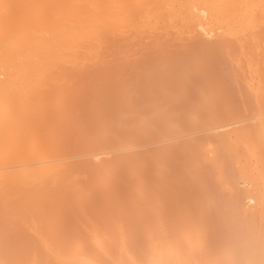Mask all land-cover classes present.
I'll use <instances>...</instances> for the list:
<instances>
[{"label":"bare ground","instance_id":"bare-ground-1","mask_svg":"<svg viewBox=\"0 0 264 264\" xmlns=\"http://www.w3.org/2000/svg\"><path fill=\"white\" fill-rule=\"evenodd\" d=\"M187 41H192V42L194 41L196 45L194 43L193 45L197 47L196 54L194 53L195 51H191L192 55L190 56L187 55L185 58H180L177 57L176 55L175 57H172L173 55L171 56L170 53L169 56L170 60L167 62L168 64H166L164 68L165 73L166 72L167 73L164 76H160L159 78L157 77L158 78L157 81L154 80L155 82H153L154 83L153 85L159 86L157 88H160L161 93L162 92L164 94L166 93L165 95L163 94V97L161 96L162 101H164L163 99H165V102H162L159 99V102L155 106H154L155 103H151L152 106L154 107L153 108L149 104V102H152L150 101L151 99L149 98L151 97L149 95L151 91L150 92L147 91V93L144 94L149 99L146 98L145 96L142 97V95L139 94V92L137 91L140 89L138 88V86L140 85L137 84L143 81V79L144 81H146L145 78L149 75V73L150 72L152 73V71L154 72L158 67L161 66V63L162 64L166 63V61L165 63H163L166 56L169 54L167 53L166 50H168V48H170L171 45L179 42L181 43L182 46ZM131 46H135L132 47L133 52L130 48ZM195 46H194V50H195ZM155 47L157 48L160 47L161 49L159 50L161 51L156 50ZM153 48H155V50H153ZM128 50L130 54L131 52L132 54L133 53L135 54L136 51L137 55L135 54V57L134 55H132V58H138L139 57L138 54H141L142 57L141 55L140 57L142 59L139 58L140 60L137 59V61L135 60V62H131L132 64L130 65V63H128V59L131 58L130 57L131 55L130 54H129L130 56L128 55L129 53ZM188 53L189 52H187V54ZM109 60L110 61L112 60L110 65H108ZM106 61L108 62V64L105 66V64L103 65L102 62L104 63ZM124 70L126 71L125 73H127L128 71L127 74L129 75L127 74H123V75L125 76L127 75L129 77L127 78L122 77V79H120L121 77L119 78V76ZM172 74H174L176 77L174 75L171 76ZM198 74L199 75L201 74L199 79L201 83L206 82L205 80H204L205 82L202 80L205 79V76H209V78H212L210 76L214 77V75L216 74L217 75L216 80L219 79V81L220 80L222 81V79H224L225 77L229 78L231 76L229 78V81L232 80L231 82L232 84H234L233 86L234 87L236 86L235 89L234 87L232 88V86L230 85L231 83L228 84L227 81L224 82V85L227 83L226 86L230 85L234 91L238 90L240 97L242 96L240 99L243 98L242 99L243 101L241 100L243 102L242 103L243 105L241 106L239 105V99L237 98V96L230 94L231 96H234L233 97L234 101L238 100V103L236 102V104L239 105V108H237L236 110H234L235 109L234 107L233 109H229V111H231L229 114L227 110L230 104L225 112L224 109L225 107L224 106L222 107L221 104L217 105V103L219 104V102L216 103L215 101L217 108L220 106L219 108L222 107V110H224L223 112L225 113L223 115V112L220 111V113H222L220 114L219 111L217 112L216 110L217 108L216 109L214 108L216 107L214 106L215 104L213 105L212 108L211 105L210 107H208L210 111H208V109H206L207 107L205 108L204 106L208 101L210 102L212 98L215 99L218 96L221 99L220 98L217 99H220L221 102L223 101V103H225L224 101L225 96L223 95L220 96L222 90L221 92L218 89H217L218 92L216 90L217 97L216 96L214 97V95L212 94L211 95L213 97H211L208 96V94L210 93L208 94L204 93L207 95V96L203 95L206 102L202 100L203 99L202 97V99L200 98L201 99L200 101L201 103L203 102L204 105L198 104L199 106H201L202 110L204 108L207 110V113L209 112V114H206L205 116L207 118L203 117L204 120H207L210 124L214 123L216 127L217 124H219L220 127L222 128H220L219 131L216 129L217 132L216 133L214 132L213 136L212 135L208 136L210 134H207L209 138L214 137L212 138L213 140L209 139L207 141L206 139L204 140V138L202 139L203 136H205L206 138V135L204 134L201 136V139L199 138L200 142L204 141L201 142L202 145L197 141L196 142L202 146L203 148L202 150H204L205 155L212 154L213 157L215 156L214 165L216 164L218 168L217 167L214 168H217L218 171L217 174L216 173L215 174L217 175L218 179L216 178V180L219 181V184H221V181L219 180L222 179L221 177L226 178V180L229 181V185L231 182L234 188H235L234 183L238 184V182H235L236 179L237 181H239L240 178L241 179L243 178V180L245 179L247 181L248 183L246 185L247 189H245L246 186L243 185L244 186L243 189L240 190L241 188L238 185V189L240 190V192L242 191L245 192V193L242 192L244 193V195L243 194L241 195L239 191L236 192L235 191L236 189L234 190L235 192L232 191L231 190L233 188L232 185H231L232 188L229 189L228 193H227L228 190L227 191L225 190L226 193H223V188L221 185L224 183L219 185L222 188L221 192L223 194L221 193V195L225 194L227 195L228 198V194H230L231 192V195L229 196L230 199L228 198L229 201H231V198L234 197L236 193H240L241 198L244 199L241 200L240 196L235 197L237 198L238 201L232 198L233 201L235 200V203L236 202L240 203L241 201H244L241 202L244 205L240 203L242 207L240 206L239 203H238L239 205L238 204L235 205L233 201L231 202L234 204L235 207L233 208L234 213L238 210V208H240L238 210L239 212L237 211V214L242 215L243 218L241 217L242 219H240L242 220V222L239 220V218L236 219L238 216H235L236 218L234 219L232 206L231 208H228L226 207L228 203L225 204V208L228 209V212L233 213V215L231 214L232 216H229L230 217L229 219L231 220V218L233 217V220L231 221L239 220L242 223V225L241 224L240 225L244 227L246 231H248L247 233L244 230L246 234L244 233V235H242L241 232L243 230L239 226L241 228L239 235H241L240 237H242L241 239L242 242H243V236L245 237L246 235L247 236L249 235L256 237V234L257 236L261 234V236L257 238L263 241L261 237L262 236L264 237V0H0V226L6 228L24 227L27 230L28 229L35 230L41 227H44L46 229H53V227L56 228V226L59 227L60 225L58 226L56 223H54L51 220L50 216L52 215L59 216L60 214H64V212L66 211L65 208H67V206H69L67 208L69 210H67L66 213L70 211V205L69 204L65 205L66 204L65 200L71 197H76L78 200L75 206L77 207L75 208L76 212L80 211V213L83 212V215H85L84 213H86L85 212L86 210H88L92 206L94 208L95 205L94 201L96 200L94 198L95 197L98 198L100 193L99 195H96L94 193L92 194L91 192L85 193L86 190L84 192L80 190L83 189L82 186H79L80 188L77 187L79 184L81 185L82 180L86 179L84 178L86 176L87 177L91 176V178H93V176H95L96 174L98 175L99 173L102 176L104 175V177L105 175L107 176V172L102 174L103 171L107 170L105 168H104L105 170L103 169V165L105 164L103 165L101 164L103 171L102 169H100L101 168V166H99L100 164L99 165L97 164L99 169L96 170V168L98 167L94 163H97L96 159L99 158L98 153L100 152V150L98 149H101L102 146H103L102 148L104 149L107 148L108 146H113V145L115 146L116 142H119L120 140L116 141L113 140L114 137H111L110 139L113 140L114 144L110 145L109 142L108 146L106 145L107 147H105L104 141H103L104 145L102 142L99 143L100 140H97V138H99V135L100 138L101 136L104 137L105 135H108L109 133H107L106 129H109V131H111L112 128L108 126L110 125L109 121L106 122V124L109 123L107 124L108 127L105 125V123L103 124L104 126L102 124L99 125L100 128L97 127L100 129L98 131L99 134H97L98 137H96L97 141L94 140V137L92 138V136H96V135H92L90 140H88L89 142H87L90 143L91 141V145L90 144L89 145L92 147L88 146L87 149L89 148V150L86 149V151L83 149L84 152L90 151V149H92L91 155H92V159L94 158L95 161L94 159L93 160L91 159V161H93L94 163L92 162L90 163L93 164L94 169L92 170L89 169L88 175L84 177L83 174L80 175V173L79 174L74 173L77 170L75 167H78V163H77L78 161L73 162L72 160V163L75 164L77 163L76 164L77 166L74 165L75 166L73 168L75 169L74 171L72 169L73 164L67 163L69 162L68 160H71L70 159L71 157L69 159H66L68 158L67 154L75 150L72 148V144H71L73 143V141H71V143H66L67 141L64 142L63 140L67 135L66 132L67 133L72 132L74 126H76L75 122L78 121V120L76 121V119L79 116L77 115V113L84 99L88 101L90 100L89 103L91 104V106L88 104L89 105L88 109L86 110L83 109V111L86 114L87 110L90 112L93 109L92 107H94L95 109V107L97 106V104L95 106L94 105L92 106V104H95L96 102L94 101V99L97 98L98 101L99 97H100L99 99H101V97L103 96L105 98L107 95V94L105 95V93L109 92L111 95L108 93L107 97L113 96L114 98L112 97V99L115 100L112 101L119 102V100L117 99L120 100L123 99L122 100L124 101L123 103H125V105L128 104L127 105L128 109L126 107L125 108L123 107L125 106L124 104L120 105L122 103L121 101L120 104H118V102H116V104H112L115 105L114 107L116 108L115 109L112 108L113 112L112 111L111 112L116 114V111L114 110H117L118 108L121 107H123V110L124 109H126L127 111L130 110L133 107L132 105L133 99L135 101V99H140L141 97V99L143 98L144 100V101L141 100L140 102L142 101L144 102V103L142 102V105H144V111L146 112V116H147L146 118L150 117L148 116L149 113L147 112L150 111L151 112L150 115L153 116L152 113L155 110L154 111L155 114L157 113L156 117L157 118L166 117L168 119V124H169V120L174 118L175 115L179 116L181 113V111H179L178 108L179 105L176 107L178 101L176 100L177 101L176 102L174 99H180V97L183 95L184 93L183 86L186 84V82L185 84L182 83V86L181 83H179L180 86L178 87L177 92L174 93L172 89H175L176 87L172 88L166 84V82H168L169 79L168 77L169 76L174 77L172 78L174 79V81L176 79V81L179 80L181 82V80H185V79H187L186 81H188L189 80L188 76H192V75L196 76ZM192 79L195 80L194 78ZM173 83L174 82H172V84ZM210 83H212L211 86L213 88L217 87V84L216 85L213 84V81L212 82L210 81ZM206 84L208 86L207 82ZM129 85L130 88L132 85L131 90L130 88H128ZM187 85L190 86L189 88L190 90L193 89V88L191 89V86L193 85H190L189 82L187 83ZM200 85H203L204 87V84H200ZM136 86L137 88H135ZM94 87L95 88L98 87L96 89L99 92L101 91L103 94L99 93L96 89H94ZM122 87L125 88L127 87L128 89L124 88L125 89L124 90ZM165 87L170 88V90H172V92L174 93L173 94L171 92L174 96L171 93H168L167 95ZM121 88L123 89V91ZM205 88L204 91L208 89ZM104 89L107 92H105ZM133 89L134 91H132ZM196 90L198 92L201 89L200 90L196 89ZM141 91L143 90L141 89ZM240 91H242V93H240ZM186 92L189 91L185 90L184 93L185 97H187ZM227 92L226 94L228 95L229 93ZM169 94H171L172 96H170ZM241 94H244V96ZM157 95L156 96L159 97V94ZM228 96H226L227 97L226 99H228ZM235 97L237 99H235ZM106 99L108 100V98ZM126 99L129 101L127 102ZM169 99H173V101L176 102V104H174V102L171 103L175 106L171 105L170 102L167 101ZM182 100L183 99H181V101ZM88 101L87 102L83 101V103L84 102L88 103ZM105 102L102 103L101 106H104ZM108 102H110V100H108ZM108 102L104 106L106 109L108 108L106 106H109L111 103L110 102L108 104ZM183 102L185 101L183 100ZM159 103L160 104L164 103V104L160 105ZM181 104L183 105V103H180V106H182ZM232 104L234 105L235 102H232L231 105ZM86 105L87 104H85V106ZM199 106L197 107L200 108ZM183 107L185 108V106ZM183 107L180 108L183 109ZM98 108H100V106ZM98 108L96 109L102 111L101 108L100 109ZM213 108L219 114L214 115L215 110ZM94 109L92 111H95ZM151 109L154 110L151 111ZM108 110H110V108ZM119 110L121 112V109ZM119 110L117 112H119ZM83 111H81V113H83ZM105 111L103 113H105ZM111 112L110 113L108 112V114L109 115L112 114ZM131 112H133V110H131ZM203 112L204 113L201 114H203L204 116L205 111L203 110ZM85 114L83 117H85L86 119L87 117L86 115H88L89 113L86 115ZM119 114L117 113L118 116ZM97 115L99 114L97 113ZM123 115L124 113L121 114V116ZM135 115H132L131 118H133V116L135 117ZM99 116L102 115L100 114ZM113 116L111 115L112 118ZM124 116H123V120L124 122H126L128 118L126 117L127 119L125 120ZM141 116L142 114L140 115V120H141ZM192 116L196 117V114L194 116L192 113ZM232 116H234L236 120L238 118L240 120V118H243L244 116H245L244 118L249 116L246 118V120L247 119L250 120H248L249 121L248 123L246 122L244 124L240 122L243 120L241 119L240 121L237 120V123L234 124L235 122L233 123ZM229 118L232 120V123L234 125L231 124L232 126L231 125L227 126L226 124H223L224 122L227 123V120ZM235 118L234 121H236ZM78 119L80 120V118ZM111 120L112 122H114L113 121L114 119H110V121ZM123 120L121 119V123ZM118 121H119V117L117 118V123H118L117 129H119V131H123L124 133L125 130L122 128L123 124L122 126H120L121 123ZM163 121L165 120L163 119ZM207 121L204 122H206L207 124L208 123ZM127 122H129V120ZM215 122H221L222 124ZM117 123L116 125H110V126H114L113 128L116 129ZM144 123L146 124V126L150 125L148 122H143V124ZM200 123H202V121ZM130 124H132V122ZM130 124L128 123V125ZM137 124H139V122ZM194 124L192 125L193 128H195ZM210 124H208L207 126L208 127L214 126V124L213 126ZM158 125H160V123ZM169 125L168 127L170 128L172 125L171 126ZM103 127H105L104 130L106 131L107 134H105ZM132 127L130 128L128 127V128L131 130ZM179 127L180 128L177 127V130L175 132H177L178 129L179 130L181 129L182 131L181 126ZM142 128L143 127H141V130ZM172 129L173 130L176 129V125H174ZM134 130L135 131H131V132H136L138 129H134ZM163 130L164 129L162 128L161 131L163 132ZM102 132H104L103 135ZM126 132L127 130L125 131L124 134H126ZM165 132H169V131L165 130ZM165 132L164 134H166ZM154 133L156 137H159L156 131ZM209 133L212 134V132ZM114 134L117 135V133L115 132ZM128 134L129 133H127L126 135ZM175 134L177 135V133ZM178 134L180 133L178 132ZM116 135H115V139H117ZM118 135L121 134L118 133ZM109 136L111 135L109 134ZM70 137L67 140H70ZM118 138L121 139L122 137L120 138V136H118ZM93 141L95 143L98 142L99 144L102 143L100 145V148H98L99 144L98 143L95 144ZM192 142H193L192 147L195 146L196 148V145L198 144L195 142V140ZM93 143L94 145H92ZM195 148L193 150H195ZM89 157H87L86 159L89 160ZM102 158L103 156L101 157V159ZM207 159H209V157H207L206 160ZM80 160L82 161L84 159L82 158ZM87 160L83 161V163L79 162L80 166L85 163L90 164L86 162ZM91 166L92 165H88V166L86 165L85 167L87 169V167L90 168ZM79 169L76 172H79L80 171ZM206 170L207 172L212 171L210 170V168ZM214 170L215 169H213V171ZM118 172L120 173V171ZM201 172L204 173V171L202 170ZM212 172H210V174H212ZM75 174L76 177L74 178ZM78 175L82 176L81 177L82 179L80 178L81 182L79 180L80 183L78 182L77 179L78 177H80ZM117 176H119V174ZM104 177L103 180L102 178L99 179L100 181H104V185H105V183L107 184V182H105L107 178ZM110 177H113V175ZM112 180L114 181V177L112 178ZM214 180L215 179H213V181ZM155 183L156 182H154V185H156ZM110 184H113V182H111ZM114 185L116 186L115 182ZM72 186L75 187L73 188ZM217 186H218V182L216 187ZM100 187H97V189ZM226 187L229 186H225L224 188ZM108 188L111 189L109 190L110 194L114 195L113 192L115 191L116 187L115 188L113 187V189L110 187ZM221 188H219V190ZM91 190H93L92 187L90 191ZM207 193H209V191H207L206 194ZM82 198L83 199L87 198V201L86 199L85 201L82 200ZM223 200L226 201V197ZM221 205H222V201H221ZM222 208L223 207H221V209ZM176 212H173L174 214H172L174 218L173 217L170 218L168 217L169 214H166L168 217L167 221L170 218L178 223L177 221L178 219L180 222L185 217V216H181L183 218H180L179 216L182 212L185 213L184 211L180 212V214L179 212L178 213ZM166 215H163L165 219H166L165 217ZM176 215L179 218L175 220V218H177ZM187 219L189 221V217ZM86 221L85 224L84 222L81 223L84 225L82 228H84L83 232H85L84 233L85 237L88 234L92 235L95 234L96 232L98 233L100 229L101 231H103L99 223L91 220H88L87 222ZM190 221H192V219ZM102 222L103 221H101L100 224ZM161 222H163V219L161 220ZM166 222L164 221L162 224L168 226L170 222L169 223ZM60 223L62 224V221L59 222L58 224ZM183 223L184 222L181 221V224ZM191 223H193V221ZM236 223L238 225V222ZM172 224L170 225L174 227V230L172 229L173 227L171 228L173 232L174 233L176 232L177 234H180L181 232L180 235H182V232L184 231V230L181 231L180 228H182L187 224L188 226L187 229H190L191 236L189 237V233H188L187 235L188 237L186 236H185L186 238L183 237L185 238L184 240L183 238L182 239L180 238L181 237L180 235L179 237L178 235L174 236L173 233L170 234L168 233L169 235L167 234L165 235L172 237L171 235L173 234L174 237L173 239L170 238V240L167 241L166 239H164L167 237L166 236L163 237L164 236L163 234L167 232L162 231L163 233H161V241L158 242L157 240L159 244L161 242V246H160L161 264H206L209 260L206 261L207 257L204 258L205 257L204 255L203 257L199 255L200 253L198 250L200 246L199 248L197 247L199 245L198 240H201V238L198 240L195 239L196 237L194 236V234L196 233H194V230L191 229V228L194 229L195 224L193 223V226L190 224L192 226L191 228L187 222L185 225H179L180 226L179 233L177 232V230L175 231L177 226ZM104 225L105 224H103V226ZM76 226L77 225H75V227ZM77 229H79L78 231H80L81 225ZM187 229H185L186 232H188ZM161 230H163L162 227ZM164 230L166 229L164 228ZM254 230H258L260 234L258 233V231H254ZM169 231L171 232V230ZM250 232L251 233L254 232L255 235H250ZM192 233H194L193 236L195 238L192 237ZM112 234L113 233H111V235ZM197 235L198 234H196V236ZM102 236H104L105 238L107 237L106 233H103ZM1 237L0 240L3 239V237L2 238ZM6 239L7 238L3 239L4 242L6 241L9 242V240ZM114 239L115 238H112V241ZM246 239H244V243L246 244V247L244 243H241V240H239L240 242H237L240 243L241 249H239L240 245H235V248L237 250L238 249L241 250V252L238 250L239 251L237 253L238 255L239 253L241 254L244 251L245 252L251 251L250 253L251 256L252 252L256 251L254 252L255 255L257 252L258 253L260 252L259 249L262 250V248H264V245L262 246V244L264 243L261 242L262 243L261 244L260 241H258V239H256L258 243H255L254 240L253 242L255 244H253L252 242L253 239L248 238L251 239V241L248 240V242L252 243V246H254L253 248L258 247V249L250 248L252 247L250 245L251 243H246L247 242ZM3 240L1 241L3 242ZM181 240L185 241L182 247L180 245L181 243H183ZM1 241L0 243L3 244ZM24 241L25 240H22L20 242H24ZM109 241L111 242V240ZM166 242H168V244H166ZM158 245L155 244V246H151L152 249H154V247L156 248L153 251L152 249H150L153 252V254L155 253V255H157L160 252V251L157 253L154 252L158 250L159 248ZM242 245L244 246V251H242L243 249ZM237 246L239 248H237ZM248 246L249 248L247 251L245 249ZM259 246L262 247L260 248ZM165 247H170V249H167L168 250L167 251L165 250ZM61 251L62 252L59 253L63 254L64 251L63 250ZM262 251H264V249ZM259 254L260 256H262L261 254H263L262 256L263 257L262 261H263L264 252L263 253L260 252ZM218 256L219 255L216 254L214 258L212 257L213 261L215 258L218 259ZM260 256L258 257V259H260ZM90 257L93 258V255ZM245 257L242 259L243 260L245 259V261H247ZM252 258L250 257L251 260ZM155 259H157V257ZM237 259L239 261L241 260L239 259V257ZM250 259L248 260V262H250ZM7 261L10 262L11 260H7ZM7 261H4L3 263L10 264L7 263ZM234 261L235 260L233 259L230 262H228V264L243 263L242 261L238 263L236 261L234 263ZM255 261L258 260L256 259ZM262 261L260 263L264 262ZM153 262L154 261L152 259V262L150 263L153 264ZM248 262L246 263L248 264ZM146 263L148 264L147 261ZM216 263L219 264L220 262L218 263L216 261ZM256 263H252V264H256Z\"/></svg>","mask_w":264,"mask_h":264},{"label":"rangeland","instance_id":"rangeland-1","mask_svg":"<svg viewBox=\"0 0 264 264\" xmlns=\"http://www.w3.org/2000/svg\"><path fill=\"white\" fill-rule=\"evenodd\" d=\"M178 43L179 42L174 43L173 45L170 46V48L167 47L169 51L168 50H166V51L169 54L168 55L166 54L167 56L166 55L165 56H166V58L167 57L168 58L167 59L165 58V60L163 62V63H165V61H166V63L165 64L161 63L160 67H158L154 72L152 71V73L151 72L149 73V75L145 78L146 81H144V79H143L144 82L141 81V82H139L141 84H139V83L137 84V85H140V86H138V88H140L139 89L140 91L137 90V89L136 90L139 92V94L142 95V97L145 96L144 94L147 93V91L148 92L151 91L149 93V95L152 97V98L149 97L151 99L150 101H152V102H149V104L151 106H152L151 103H155L154 104V106H155L159 102V99L162 101L161 96L163 97L164 93L163 92L161 93L160 88H157L159 86L153 85L154 84L153 82H155L154 80L157 81V79L160 76H164L167 73V72L165 73V69L164 68H165V65L168 64L167 62L170 60L169 59L170 53H171V56L173 55L172 57H175V55H176L177 57H180V58H185L187 55L188 56L192 55L191 51H195L194 53L196 54V50H197L196 48L197 47L195 46L196 44L194 43V41L193 42L192 41H187L182 46H181V43H179V44ZM193 43L195 45H193ZM194 46H195V50H194ZM132 47H135V46H131L130 47L131 50H132ZM180 47H182V48H180ZM155 48H156V50L161 49L160 47L159 48L155 47ZM155 48H153V50H155ZM159 51H161V50H159ZM128 52H129V50H128ZM132 52H133V50H132ZM132 52H131V54H130V52L128 53V55L129 54L131 55V56L129 55L131 57V58H129L130 60L128 59V63H130V65L132 64L131 62H135V60L137 61V59L142 57L141 54H138V56H139V57L137 56L138 58H132V55H134V57H135L136 51H135V54L134 53L132 54ZM187 52H189L190 54L189 53L187 54ZM153 53H156V52H153ZM182 53H184V54H182ZM140 55H141V57H140ZM144 56H143V58H144ZM106 59H108V58H106ZM109 59H111V58H109ZM103 60H105V59H103ZM107 61L104 62V63L102 62V64L103 65L105 64V66H106L108 64ZM111 61L109 60V64L108 65H110ZM171 62H174V61H171ZM171 62H169V63H171ZM171 69H172V67H171ZM125 72L126 71L124 70L121 73L122 76L121 75L119 76V78L121 77L120 79H122V77H126V78L129 77V76H127V75H129V74H127L128 71H127V73H125ZM123 74H127V75L125 76ZM173 75L174 74H172L171 76H173ZM198 75H196V76L192 75L194 77L188 76L189 77L188 81H186L187 79H185V78H183L185 80H181V82L179 80H177L178 83H177L176 79H175V81H174V79H172L174 77H171V76L168 77L169 79H168V82H166V84L169 85V87H172V88L176 87L175 89H172L174 93L177 92V89L180 86L179 83H181V86H182V83L185 84V82H186L185 85H187L188 82H189L190 85H193V86H191V89L193 88L192 90L189 89L190 88L189 85H187L189 87H187L185 85L183 86L184 87V93H185V90H187L189 92H186L187 93L186 94L187 97H185V95L183 93L182 96H184V97L181 96L180 99H174L175 101L176 100L178 101V102L176 101L177 104H176L175 101H173V99L167 100V101L170 102V104L174 102V104H176V107L179 105V107H178L179 111H181L182 114L184 113L183 116H182V114L179 112L180 113L179 116L175 115L174 118L169 120V124L170 125L168 124V119L166 117L157 118L156 117L157 113L155 114V112H154L155 110L154 109H151V111L154 110L153 113H152L153 116L150 115L151 112L149 111L147 113H149L148 116H150V117L146 118L147 116H146V112L144 111V105H142V102L144 100H143V98L141 99V97H140V99H135V101L133 99V103H132L133 107L131 109L129 108L130 110H128V111L126 109L123 110V107L124 108L126 107L128 109V106H127L128 104L125 105V103H123L124 101H122L123 99H121V100L117 99V100H119V102L116 101V102H118V104H120V101H121L122 103L120 105L124 104L125 106H123L121 108H118L117 110H114V111H116V114H115V113H112L113 112L112 108H114V109L116 108V107H114L115 105H112V104H116L115 101H112V100H115V99H112L113 96L112 97L111 96L107 97L109 92L105 93V95L107 94L105 98L103 96V97H101V99H99L100 98L99 97L98 101H97V98L94 99V101H96V102H95V104H92V106L93 105L95 106L96 104H97V106L95 107V109H94V107H92L95 111H92L93 109L90 112L87 110L89 114L87 113V111H86V114H88V115L85 114L83 109H85V110L88 109V106L89 105L91 106V104L89 103L90 100L88 101V100L84 99L83 101H85V102L88 101V103L84 102L85 104H87L85 106V104L82 101V104H81V106L79 108V111L77 113V115H79L81 117H79V116L77 117L76 116L77 117L76 121L78 120L77 121L78 123L75 122L76 126H74L72 132H69V133L66 132L68 137L66 135V137H65L66 140H65V138L63 140L64 142L67 141L66 143H71V141H73V143H71V144H72V148L75 149V150L73 152L71 151L69 154H67L68 158H66V159H69L71 157L70 158L71 160H68L69 162H67V163L73 164L72 169L75 166H77L76 165L77 163H78V167H79L80 163H83V161L87 160L86 158L91 155V150L92 149H90V151H87V152H84V150L86 151L87 147L91 145V141H90V143H87V142H89L88 140H90L92 135H96V136H92V138L94 137V140H96V137H98L97 134H99L98 131L100 130L99 129L100 128L99 125H101V124L103 125L105 123V125L107 126V124H109V123L106 124V122H108V121L110 122V125H116L117 118L119 117V121L118 122L121 123V119L123 120V116L124 115H126V116H124L125 120L127 118L129 120V122H127L128 120L126 122H124V120H123L120 126H122V124H123V126L125 128L123 126H122V128L125 131L127 130L126 134L129 133L130 135L129 134L128 135L124 134L125 131H124V133H123V131H119V129H117L118 128V123H117L116 129L113 128L114 126L108 125L110 128L112 127L111 131H109V129H106L107 133H109L111 136H109V134H108V135L104 136L105 138L102 137V136L100 138V135H99L100 139L97 138V140H100L99 143L100 142L103 143V141H104L105 147L108 146L109 142H110L109 143L110 145H113L114 144L113 140H116V141L120 140L119 141L120 143L116 142L115 146L114 145L113 146H108L107 148H105L106 149L105 150L104 148H102L103 146L101 147V149H98V148H100V145L102 143L99 144L97 142L99 144L97 149L100 150V152L98 153L99 158L96 159L97 163H94L93 161H91L92 155L89 157L90 161L89 160L86 161L88 163L92 162V163H94L96 165L100 164L99 166H101V164L102 165L105 164L106 166L103 165V169L105 168L107 170L103 171L102 166H101L100 169H102V171H103L102 174L107 172V176L105 175V177H104V175L102 176L99 173L98 175L96 174L97 176L95 175L96 178H98V179H96L95 176H93V178H91V176L90 177L88 176L89 177V179H88V177L86 175H88L89 169H91V170L94 169V166H93L92 163L86 164L84 162L85 164L80 166L83 169H81L80 167H79L80 169L78 167H75L77 170L78 169L80 170L79 172H76L77 170L75 171V169H73L75 171L74 173H76V174L80 173V175L83 174V177L86 176L84 178L87 179V180L86 179L82 180L81 185L79 184L77 188H80L79 186H82V188L84 190L83 189H80V190H82V192H84L86 190L85 193H90L91 192L92 194L94 193L96 195H99V193H100L98 198L97 197L94 198V199H96L94 201V204H95L94 208L92 206L88 210H86L85 211L86 213H84L85 215H83V212H81L82 214L80 213V211L76 212L75 208H77V207H75V206H76V202L78 200H77L76 197H71V198L65 200L66 204L64 203L65 205H68V204L70 205V211H68L66 213V211L69 210V209H67L69 206H67V208H65L66 211L64 212V214H60L59 216H57V215L50 216L51 220L54 223H56L58 226L60 225L59 227L56 226V228L53 227V229H46L44 227H41V228H38V229H35V230H31V229L27 230L24 227L6 228V227H1L0 226V237L2 236L3 239L7 238L6 240H9V242L6 241L7 243L4 242L3 239H1V240H3V242L0 240L3 243V244L0 243V245H2V246H0V260L2 261V263L4 261L11 260L10 262L7 261V263H10V264H147L146 263V261H147L148 264H151L150 262H152V259H153V261H154L153 264L154 263L161 264V248H160L161 242H160V244L158 243L159 241H161V233H163L164 231L167 232V233L163 234L164 235L163 237H165V236L167 237V238H164L167 241L170 240V238L173 239L174 236H177V235L179 236L181 234V232H180V234H177L176 232L174 233L173 232L174 227L170 225V224L175 222L174 224H172V225H176L177 226L175 231L177 230L178 233H179L180 230L181 231H183V230L185 231V232L183 231L182 235H180L181 237L180 236L179 237L181 239L183 237H185V236L188 237L187 236L188 233H189V237H190L191 233H190V229H187L188 228V226L186 224V222H187L189 224L190 228L193 226V223L195 224L194 225V229L193 228H191V229L194 230V233L198 234L197 235L198 237L194 233H192V237L195 236L196 238L195 237L194 238L197 239V240L201 238V240H198L199 241V245L197 247L199 248V246H200V248H201V249L199 248V250H198L199 253H200L199 255H201V257H203V255H204L205 256L204 258L207 257L206 261L209 260L206 264H213V263L217 264L216 261L218 263L220 262L219 264H228V262H230L233 259L235 260L234 263L236 261L238 263V262L242 261L243 260L242 258H244L245 256H246L245 258H246L247 261H245V259L242 261L245 264H247L246 262H248L250 257L251 258L253 257V258H252V260L250 259V262H248V264H252V263H256V262H258L256 264H263L264 263L263 262L264 260L262 261L263 254H261L262 256H260L259 253L260 252L263 253L264 251H262V250L264 248H262V250L259 249L260 252L259 253L257 252L259 255L257 253L254 255V252H256V251H254V252H252V254L250 256L251 251L245 252L244 251V246L242 245L243 246L242 247L243 248L242 251H244V252H242L241 254L239 253V255L237 254L239 251L241 252V250H239V249H241V245H240V243H237V242H240L239 240L242 239V237H240L241 235H239V233H240L241 228H242L243 231L241 233H242V235H244V233H245L244 230L246 231V229L241 226L242 225V223H241L242 220H240V219L243 218L242 215L241 214H237V211L240 208H238V210L236 208L237 211L235 210L236 212L235 213L233 212V208H235L234 204L236 205L239 202L235 203V200L233 201L232 198L237 200V198H235V197H239L240 196V198H241V195L242 194L244 195L245 192L242 191V192H244V193H242V192H240V190H242L243 187L248 184L247 181L245 179L243 180V178L242 179L240 178L239 181H237V179H236L235 182H238V184L234 183V185H235V188H234V186H233V184L231 182H230V185H229V181L226 180V178L221 177L224 180H222V179H219V180L221 181V184L222 183H224V184H222V185L219 184V181L216 180V178H217L216 174L218 172L217 171L218 166H216V164L214 165L215 156L213 157L212 154H210V155L206 154L205 155L204 150H202L203 148L201 146L202 145L201 142H204V141H201V142L199 141L201 139V136L204 135V134L206 135V138H205V136H203L202 139L204 138V140L206 139L207 141L209 139L213 140L212 138H214V137L209 138L208 136H211V135L213 136L214 132L215 133L217 132L216 129L219 131V129L222 128V127H220L219 124H217V127H216L214 123H213L214 124V126H213V124H210L207 120H204L203 117H205L206 114H209V112L207 113L206 109H208V111H210V109L208 108V107H210V105H211V108H212L213 105L215 104L214 106H216V107H214V108L216 109L217 105L221 104L222 107L223 106L225 107L224 109H225V112H226L227 107L230 104V106L228 107V110H227V112L229 114L231 112V111H229V109H233V107H234L235 108L234 110H236L237 108H239V105H241V106L243 105L242 104L243 103L242 102L243 98L240 99L242 96L240 97V94L238 93L239 92L238 90L234 91L232 89L234 87L233 86L234 84H232V82H231L232 80L229 81V78L231 77L230 75H229L230 76L229 78L225 77L224 79H222V81L221 80L219 81V79L216 80L217 79V75L216 74L215 75L213 74L214 77H216V78H214L213 76H210L213 79L209 78V76H205V79H202V80L203 81L205 80L208 83V86H207L205 81H204L205 83H201V81H199L201 74L199 76ZM210 75H212V74H210ZM203 77H204V74H203ZM126 78H124V79H126ZM192 78H194L195 80H193ZM191 79H192V81H191ZM194 81H196V82H194ZM210 81L211 82L213 81V84H215V85L217 84V87H220V88H217L215 85L214 86L216 88H213L211 86L212 83H210ZM226 81H227L228 84L231 83L230 85L232 86V88H231L230 85L226 86L227 83L224 85V82H226ZM172 82H174V83L172 84ZM176 83H177V85L178 84L179 85L177 86ZM200 84H204V87H203V85H200ZM167 85H165V86H167ZM173 85H175V86H173ZM98 86H100V85H98ZM154 86H155V88H154ZM142 87H144V88H142ZM185 87H186V89H185ZM197 87H199V88H197ZM205 87L208 88L211 91H209ZM235 87H234V89H235ZM96 88H98V87H96ZM96 88L94 87V89H96ZM101 88H103V87H101ZM122 88L124 89L125 87H122ZM128 88H130V85H129ZM135 88H137V86ZM195 88L199 89V90L201 89V90L197 92V90ZM204 88L206 89L205 91H204ZM105 89H107V88H105ZM123 89H122V91H123ZM131 89H132V85H131L130 90ZM141 89L143 91H141ZM165 89H166L167 95H168V93L172 92V90H170V88H168V87H165ZM217 89L220 92H221V90H222V92H224V93L221 92L220 96H222V95L225 96V98L224 97L223 98H224V101H225L226 104L223 103V101L221 102V100H220L221 98L219 96L218 97L216 96L217 95L216 94V90ZM218 90H217V92H218ZM225 90H226V92L228 90L227 93H229L228 94L229 96L226 94ZM132 91H134V89ZM105 92H107V91L105 90ZM129 92H127V93H129ZM232 92H234L235 94L232 93ZM99 93H102V92L100 91ZM156 93L159 94V97H157L158 95ZM204 93H206V94L210 93V94H208V96L213 97L212 95H214V97L216 96L217 98H220V99H217V98H215V99L212 98L213 100L209 99L210 102L211 103L213 102V103L211 104L208 101L206 103V105H204L203 102L201 103V101H200L202 99L203 95H206ZM213 93H215V94H213ZM240 93H242V91H240ZM171 94H169V95L172 96L173 94L172 95ZM230 94L237 96V98L239 99V105L236 104V102L238 103V100L234 101V98H233L234 96H231ZM241 95L244 96V94H241ZM199 96H201V97H199ZM226 96H228V99H226L227 98ZM106 98H108V100H110L111 103L108 102V100ZM146 98H148V97H146ZM237 98L235 97V99H237ZM181 99H183L185 102H183V100L181 101ZM229 99L232 100V101H230ZM102 100H103V102H102ZM141 100H143V101L140 102ZM163 100L164 101H162V102H165V99H163ZM202 100L204 102H206L204 97H203ZM128 101L129 100H127V102ZM215 101H216V103L219 102V104L217 103V105H216ZM104 102H105L104 106L108 102V104L110 103V105H109L110 107L106 106V107H108L106 109L104 106H101L102 103H104ZM232 102H235L234 105L238 106V107H235L233 104L231 105ZM180 103H183V105L181 104L182 106H180ZM195 103H197V104H195ZM162 104H164V103H162ZM162 104H160V105H162ZM198 104H203L205 106V108L207 107L206 109L203 108V110L205 111L204 116H203V114H201V113H204V112H203L201 106H199ZM98 105L100 106L102 111L96 109V108L99 107ZM160 105H157V106H160ZM171 105H173V104H171ZM82 106H83V108H82ZM173 106H175V105H173ZM183 106H185V108ZM197 106H199L201 109L198 108ZM84 107H86V108H84ZM103 107H104V109L106 111L103 109ZM180 107H183V109H181ZM222 107L219 108V109L217 108L216 109L217 112L218 111H219V113H220V111L223 112L224 110H222ZM230 107H232V108H230ZM100 108H98V109H100ZM109 108H110V110H108ZM119 109H121V112H120ZM140 109H142L143 112ZM118 110H119L120 114H119V112H117ZM131 110H133V112H131ZM200 110H201V112H200ZM216 110H215V113L213 112L214 115L215 114H219V113L216 112ZM81 111H83V113H81ZM104 111H105V113H103ZM211 111H213V110H211ZM96 112L99 115L101 114L102 116L97 115ZM108 112L109 113L111 112L112 114L109 115ZM225 112H223V115H224ZM79 113H81V114H79ZM117 113L119 114V116L117 115ZM123 113H124V115L121 116V114H123ZM134 113L136 115H138V116H136ZM192 113H193L194 116L196 114V117H193ZM84 114L87 116L86 119H85V117H83ZM113 114H114V116H113ZM141 114H142V116H141V120H140V115ZM210 114H211V112H210ZM220 114H222V113H220ZM111 115L113 116V118L111 117ZM132 115H135V117L133 116V118H131ZM108 116H109V118L111 117L110 119H114L113 121L115 123L112 122V120L110 121ZM179 117H181V118H179ZM232 117H233V119H232L233 123L235 122L234 124L237 123V120L240 121L241 119H243L240 122H242L244 124L246 122L248 123L249 122L248 120H250V119L246 120V118L249 117V116H247L246 118H244L245 117L244 116L243 118H240V120H239V118L236 120V118L234 116H232ZM78 118H80V120ZM129 118H131V119H129ZM142 118H144V119H142ZM205 118H207V117H205ZM234 118H235L236 121H234ZM132 119H134V120H132ZM163 119L165 121H163ZM173 120H174V122H173ZM228 120H227L228 124L226 122H224L223 124H226L227 126L233 124L231 119L229 121ZM134 121L137 122V123L139 122V124L135 123ZM142 121L143 122H148L151 125V127H150V125L146 126V124L145 123L143 124ZM151 121H152V123H151ZM201 121H202V123H200ZM204 121H207L208 123L206 124V122H204ZM111 122L114 123V124H112ZM131 122H132V124H130ZM166 122H167V124H166ZM171 122H173V123H171ZM240 122H238V123H240ZM128 123L130 125H128ZM153 123H155V124H153ZM159 123H160V125H158ZM194 123H196L197 125L194 124ZM215 123L222 124L221 122H215ZM193 124L195 125V128H193V126H192ZM208 124H210V125H212L213 127H216V128H213L211 126L208 127L207 126ZM168 125L169 126L172 125V126L169 128ZM174 125H176V129L173 130L172 127H174ZM139 126H140V128H139ZM179 126H181L182 131H181V129L180 130L178 129V131L175 132L177 130V127L180 128ZM227 126H225V127H227ZM97 127H99V128H97ZM105 127H103V130L105 129ZM128 127L129 128L132 127L131 130ZM141 127H143L142 130H141ZM144 127H145V129H144ZM158 127H159V129H158ZM95 128H97L98 130L95 129ZM162 128L164 129L163 132L161 131ZM212 128H213V130H212ZM134 129H138V130L136 132H131V131H135ZM165 130H167L169 132H165ZM101 131H100V134H101ZM153 131L154 132L156 131V133H158L159 137H156L155 133ZM91 132L92 133H94V132L96 133L97 132V133L96 134L95 133L92 134ZM104 132H105V134H107L105 130H104ZM104 132H102V135L104 134ZM114 132L117 133V135H118V133H120L121 135H118V136H120V138L121 137L122 138L119 139L118 136L116 134H114ZM164 132L166 134H164ZM178 132L180 134H178ZM209 132H212V134L209 133ZM131 133H134V134H131ZM175 133H177V135ZM73 134H74V136H73ZM207 134H210V135L207 136ZM115 135H116L117 139H115ZM123 135H124V137H123ZM162 135H164V136H162ZM69 137H70V140H67ZM111 137H114V139L113 140L110 139ZM110 140H112V141H110ZM194 140H195V142L197 141L198 143L201 144V145H199L196 142L198 144V145L194 144V145H196V148H195V146H193L195 148V150H193L194 148L192 147V144H193L192 141H194ZM106 142H107V144H106ZM85 143H87V144H85ZM94 143L92 145H94ZM97 143H95V144H97ZM104 143H103V145H104ZM90 147H92V146H90ZM197 148H199V149H197ZM87 150H89V148ZM102 150H103V152H102ZM189 150H190V152H189ZM192 150H193V152H192ZM87 153H88V155H87ZM102 154H104V155H102ZM211 155H212V157H211ZM102 156H103V158L101 159ZM207 157H209V159L211 157L212 160L211 159L210 160L207 159L208 160L207 161L206 160ZM82 158L84 160L81 161L80 159H82ZM72 160H73V162H75V161H78V162L75 164V163H72ZM94 161H95V159H94ZM210 161H213V162H210ZM211 163H212V165H211ZM86 165L87 166L88 165H92L91 167H93V168L87 167V169H86V167H85ZM98 165H97V167H98ZM206 166H207V168H206ZM214 167H217V168H214ZM202 168H204V169H202ZM209 168L212 171H213V169L216 170V171L214 170L213 172L210 171V172H212L213 176H212V174H210L209 171L207 172L206 169H209ZM97 169H99V167L96 168V170ZM225 169H226V167H225ZM201 170L204 171L205 174L203 172H201ZM118 171H120V173ZM83 172H86V173H83ZM117 173L119 174V176H117L118 175ZM76 174H75L74 178L76 177ZM80 175H78V176H80ZM112 175L114 177V181L112 180L113 177H110ZM204 175H205V177H204ZM98 176H100V177H98ZM108 176H109L110 179L108 178ZM115 176H116V178H115ZM81 177L82 176L77 178L78 182H79V180L81 182V179H82ZM103 177L107 178L106 181H105V182H107V184H110L111 182H113V184L107 185L105 183V185H104V181H100V179H99V178H102V180H103ZM212 178L215 179V180L213 181ZM94 179H96V180H94ZM108 179H109V181H108ZM210 179H212V180H210ZM118 180H119V183H118ZM194 180H195L196 183L194 182ZM227 181H228V183H227ZM114 182H115L116 186L114 185ZM154 182H156L155 184L157 186L154 185ZM213 182L216 185H217V182H218V186L216 187V185ZM85 184H87L88 186L85 185ZM219 185L222 186L223 193H226L225 190L226 191L228 190L227 191V193H228L229 189H231L232 186H233V188L231 190L234 191L236 189L235 191L236 192L239 191L241 193V195H240V193H236V195L231 198V201H229V199H230L229 196L231 195V192H230V194H228V198L229 199L227 198V195H225V194L221 195L222 188ZM238 185L241 188L240 190L238 189ZM93 186L96 188V191H95V188ZM100 186H102V187H100ZM111 186H113L114 188L116 187L115 191L113 192L114 195L110 194L109 190H111V189H109L108 187L113 189V187H111ZM225 186H229V187L224 188ZM89 187H90V189L92 187L93 190L90 191ZM97 187H100V188L97 189ZM219 188H221V189L219 190ZM245 189H247V186L245 187ZM97 190H98V192H97ZM207 191H209L210 194L209 193L206 194ZM95 192H97V193H95ZM218 192H220V193H218ZM216 193H218V194H216ZM109 194H110V196H109ZM224 196L226 197V201L227 202L223 200V199H225ZM218 198L221 199V200H219ZM85 199L87 201V198H84V199L82 198V200H84V201H85ZM209 199H210V201H209ZM241 200H244V199L241 198ZM221 201H222V205H221ZM232 201L234 202V204L231 203ZM241 202H244V201H241ZM97 203H98V205H97ZM214 203H215V205H214ZM218 203H220V204H218ZM223 203H224V205H223ZM227 203H228V205L226 207L231 208V206H232V212L234 213V219L236 218L235 216H238L236 219L239 218V220L241 222L239 220L238 221H236V220L235 221H231V220H233V217L231 218V220L229 219L230 218L229 216H232L233 213L232 212H228V209L225 208V204H227ZM241 204H240V206H241ZM242 205H244V204H242ZM221 207H223V208H225L227 210H225L223 208L221 209ZM182 211H184L185 213H183ZM173 212H176V213L179 212V214H180V212H182L180 215L179 214L178 215L180 216V218H183L181 216H185L186 217V218L184 217L181 220L182 222H184L183 224H181V221L179 222V219H178L179 217L177 215H176L177 218H175V220L178 219L177 220L178 223L176 221H174L173 219H170V218L173 217L172 216V214H174ZM166 214H169L168 217H170L168 219V221H167L168 217H167ZM163 215H166L165 216L166 219L164 218ZM188 217H189V221L187 219ZM161 218L163 219V222L164 221L165 222L167 221L166 223L170 222V224H168L169 227L162 224L163 222H161V220H162ZM96 219H98V220H96ZM191 219H192L193 223H191L192 222V221H190ZM86 220L87 221L91 220V221H95V222L99 223V225H100V227L102 228L103 231H101V229L99 228L100 231H98V233L96 232L95 234H92L94 236L88 234L89 237H88V235H86V237H85L84 236L85 232H83L84 228H82L84 225L81 224V223L84 222V224H85ZM61 221H62V224L61 223L58 224ZM101 221H103L104 223L102 222L100 224ZM231 222H232V224H231ZM236 222H238V225H237ZM79 224L81 225V230L80 231H78L79 229H77L80 226ZM103 224H105V225L103 226ZM75 225H77V226L75 227ZM179 225H185V226H183V227L181 226L182 228H180ZM195 226H196V228L198 230L195 228ZM106 227H107V229H106ZM161 227H162L163 230H161ZM163 227L166 230H164ZM237 227H238L239 230L237 229ZM179 228H180V230H179ZM185 229H187L188 232H186ZM169 230H171V232ZM254 231H258V230H254ZM191 232H193V231H191ZM246 232L248 233V231H246ZM101 233H102V235H103V233H106L107 237L105 238L104 237L105 235L102 236ZM111 233H113V234L111 235ZM168 233L169 234L173 233L174 236H173V234L171 235L172 237L167 236V235H169ZM253 233L254 232H252V233L250 232V235H255V233L254 234ZM258 233L260 234L259 231H258ZM81 234H83V235H81ZM97 234H99V235H97ZM165 234H167V235H165ZM193 234H194V236H193ZM28 236H29V238H28ZM246 236L245 237L243 236V242L241 240V243H244V239H246ZM259 236H261V234ZM259 236H257V234H256V237L248 235L247 239H246L247 242L246 241L245 242L246 243H251V242H248V240L251 241V239H253L252 242L255 240V243H258L256 239H258L257 237H259ZM8 237H10V238H8ZM102 237H104V238H102ZM150 237H152V238H150ZM112 238H115V239L112 241ZM185 238H183V239L185 240ZM248 238H251V239H248ZM12 239H14V240H12ZM103 239H104L105 242L103 241ZM108 239L111 240V242ZM261 239H263V241H264V237L263 236L261 237ZM10 240H11V242H10ZM22 240H25V241L24 242H20ZM96 240L98 241V244H97ZM153 240H154V243H153ZM157 240H158V242H157ZM184 240L183 241L181 240L183 242V243L180 244L181 247L183 246V244L185 242ZM149 241H151V242H149ZM258 241H260V243L261 242L264 243L262 240L258 239ZM27 242H28V244H27ZM24 243H25V246H24ZM169 243H170V241H169ZM255 243L253 242V244H255ZM155 244L156 245L159 244L158 247L160 248V249L158 248L157 251H154L156 253L160 251L157 255H155V253L153 254V252H152L156 248L154 247V249H152V247H151V246H155ZM166 244H168V242H166ZM235 245H240L239 246L240 248L237 246V248H239L238 249L239 251L235 248ZM250 245L252 246V243ZM258 245H260V244H258ZM263 245L264 244H262V246ZM245 247H246V244H245ZM253 247L254 246H252L250 248H253ZM248 248H249V246L245 250L248 251ZM150 249H152V251ZM167 249H170V247H165V250H167ZM253 249H258V247L257 248H253ZM61 250L64 251L63 254L59 253V252H62ZM165 250H164V252H165ZM201 250L202 251L204 250V251L202 252ZM259 250H257V251H259ZM95 253H96V255H95ZM216 254L219 255L218 259L215 258L214 261H213V258L215 257ZM92 255H93V258L90 257ZM259 256H260V259H258ZM156 257H157V259H155ZM238 257H239V259H241L240 261L237 259ZM147 258H148V260H147ZM256 259L258 261H255ZM260 260L263 263H260L261 262ZM1 261H0V263H1ZM243 263H239V264H243ZM229 264H232V263H229Z\"/></svg>","mask_w":264,"mask_h":264}]
</instances>
